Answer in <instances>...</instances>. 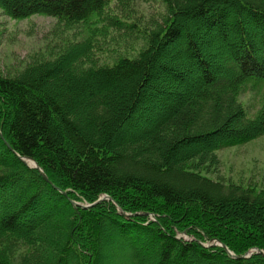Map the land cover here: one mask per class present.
<instances>
[{"label":"trees","instance_id":"obj_1","mask_svg":"<svg viewBox=\"0 0 264 264\" xmlns=\"http://www.w3.org/2000/svg\"><path fill=\"white\" fill-rule=\"evenodd\" d=\"M113 1L0 0L13 19L78 28L0 70V264H101L107 229L125 264H264L242 257L264 250V188L209 175L264 135V0H160L153 26ZM124 32L136 39H100Z\"/></svg>","mask_w":264,"mask_h":264},{"label":"rangeland","instance_id":"obj_2","mask_svg":"<svg viewBox=\"0 0 264 264\" xmlns=\"http://www.w3.org/2000/svg\"><path fill=\"white\" fill-rule=\"evenodd\" d=\"M109 6L120 14L131 11L138 23L149 26L161 22L166 13L165 5L160 0H151L150 2L146 0H114ZM74 30L76 31L78 28ZM74 30L62 29L56 19L48 16L34 15L24 19H13L0 8V70L4 74L14 75L27 67L37 53H45L46 44H57L61 40L70 38L77 39ZM233 33H231L232 37L236 39L237 36ZM77 34L78 37L87 35L86 32ZM108 35H117L118 39H128L129 41L136 39L137 36L127 32L111 33L100 35L101 41L103 38L104 41L108 40ZM135 44L136 48H139L142 41H135ZM216 51H221V48ZM204 52L209 54L211 50L206 48ZM99 55L100 53L97 52L96 56ZM101 59L110 61V58L105 54H102ZM241 99L251 114L256 111L255 107L261 100L252 93H247ZM218 154L220 164L214 173L209 174L211 177L220 178L224 182L264 188V135L247 144L226 148ZM106 232L107 234L102 239L101 264H125L124 258L129 251L127 243H124L119 236L111 237L110 230L107 229ZM24 252V248H18L14 252V257L18 258Z\"/></svg>","mask_w":264,"mask_h":264},{"label":"water","instance_id":"obj_3","mask_svg":"<svg viewBox=\"0 0 264 264\" xmlns=\"http://www.w3.org/2000/svg\"><path fill=\"white\" fill-rule=\"evenodd\" d=\"M26 163H28V159H23ZM31 160V159H30ZM31 161H33V160H31ZM35 166L37 167V168H39L40 169V171H41V173H42V175L44 176V178L46 179V180H49V178H48V176H47V174L39 167V165L35 162ZM106 198H108V197H106ZM105 197L103 198V199H106ZM259 252L260 253H262V254H264V251L263 250H259Z\"/></svg>","mask_w":264,"mask_h":264},{"label":"bare ground","instance_id":"obj_4","mask_svg":"<svg viewBox=\"0 0 264 264\" xmlns=\"http://www.w3.org/2000/svg\"><path fill=\"white\" fill-rule=\"evenodd\" d=\"M32 165L34 164L33 162H30Z\"/></svg>","mask_w":264,"mask_h":264}]
</instances>
